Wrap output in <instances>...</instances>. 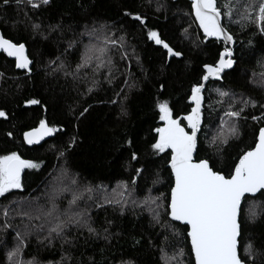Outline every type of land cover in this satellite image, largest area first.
I'll list each match as a JSON object with an SVG mask.
<instances>
[{"label":"trees","instance_id":"trees-1","mask_svg":"<svg viewBox=\"0 0 264 264\" xmlns=\"http://www.w3.org/2000/svg\"><path fill=\"white\" fill-rule=\"evenodd\" d=\"M191 4L192 0H51L32 9L12 0L10 5L0 6V32L7 39L24 43L32 60V72L27 73L0 52V110L7 114V118L0 117V156L16 152L39 164L22 177L23 190L0 197V264H11L8 253L17 246L16 233L26 231L25 224L38 226L43 222L29 221L11 210L21 201L34 202L37 197L42 200L38 203L47 207L43 193L62 171L77 180L75 187L84 197L77 205L88 209L96 233L72 228L65 233L72 241L69 245L55 234L51 243L44 239L48 225L43 231L31 227L20 254L25 264H166L164 255L175 257L171 264L177 259L180 264H195L188 226L166 214L174 184L169 168L171 150L157 153L151 147L159 139L155 129L164 126L158 103L166 101L174 118L186 126L183 117L193 107L191 88L202 83L204 65H215L225 48L222 40L205 37ZM126 12L140 14L145 23ZM233 19H239V14ZM223 23L235 40V66L203 92L199 146L206 147L216 169L228 175L231 166L238 163V154L255 146L258 130L264 127V109L260 107L264 105V34L250 22L244 29L226 17ZM34 24L40 27L34 29ZM101 26L113 38L123 36L127 58L122 59L120 51L110 52L111 77L107 66L94 72V64L81 68L75 78L65 75L76 70L89 44V37L81 33ZM150 31H156L182 56H168L163 45L149 38ZM216 89L234 96L221 97ZM32 99L40 103L29 104ZM242 99L254 101L256 106L244 108L242 115L247 118L238 121L239 138H230L223 151L216 153L208 142L219 127L220 116L230 105L240 108ZM121 105L126 115L121 113ZM85 108L88 111L80 115ZM41 120L55 126L57 132L42 145L29 147L23 134L38 128ZM132 152L137 160H131ZM138 168L143 169L139 176L135 172ZM122 183L131 191L123 210L102 200L103 206L96 207L98 194L93 192V199H88L89 194L83 191L85 185H102L111 194ZM149 196L160 198L161 206L144 204ZM70 199L72 192H65L57 205L67 209ZM241 209L240 254L244 255L245 241L264 249V196L246 197ZM249 209L256 210L253 219H245ZM4 210H9L7 218ZM153 210L160 213V223L153 220ZM5 223L9 226L4 227ZM181 251L183 255H179Z\"/></svg>","mask_w":264,"mask_h":264},{"label":"snow or ice","instance_id":"snow-or-ice-1","mask_svg":"<svg viewBox=\"0 0 264 264\" xmlns=\"http://www.w3.org/2000/svg\"><path fill=\"white\" fill-rule=\"evenodd\" d=\"M14 2L17 5L23 4L32 9H37L41 5H48L51 0H14ZM10 3L12 0H0V6H7ZM191 7L205 37H214L216 40H223L225 43H235L233 35L229 33L223 23L225 17L229 22L239 24L241 29L246 28L249 22L257 25L260 33L264 34V0H243V3L241 0H192ZM241 8L243 9L242 12L240 11ZM236 14H239V19H233ZM125 15L132 16L141 24L145 23L146 18L140 14L126 12ZM39 27L38 24L33 25L34 29ZM81 35L89 37V44L85 46V51L81 55V62L77 64L76 70L72 73L65 72V75H72L75 78L81 68L92 67L94 64V72L107 66L109 77H111L113 65L110 52L113 50L120 51L121 58H127L123 36L113 38L105 31L104 26L85 31ZM148 35L157 45H163L167 49L168 56H182L181 52L174 51L161 40L156 31H150ZM69 47H72L71 42ZM0 52L6 54L7 57L14 58L17 69L25 70L27 73L32 72L30 67L32 60L26 54L24 43L14 42L0 33ZM232 56V50L225 47L224 51L219 54V60L215 65H204L205 71L201 80L208 81L210 77L217 80L221 79L224 70L233 68L235 64ZM59 67L63 68L64 65L61 64ZM2 75L0 73V76ZM204 89V83H197L191 88L190 99L194 106L190 113L183 117V120L187 121L186 126H182L180 118H174L172 109L166 101L158 103L159 119L164 122V126L155 129L159 134V139L151 147L157 153L171 150L169 164L174 176V185L170 189L166 214L171 220L180 221L189 226L187 236L190 238L195 264H258V257L260 258L259 264H264V249H256L250 241H245L242 245L244 255L238 251V247L241 246L238 245V237L243 240L241 235L242 199L245 194L255 195L258 192L264 196V127L258 130L255 146L242 150L237 156L238 163H234L231 166L232 170L228 175H225L221 170L216 169L212 156L207 155L208 149L199 146L198 132L202 122ZM88 91L91 92L92 89L89 88ZM216 91L221 97L234 96L228 91L220 89H216ZM28 103L35 105L39 104L40 101L32 99ZM240 103L242 105L240 108L229 106V110L224 113L229 118L228 121L222 122L221 131L208 142L209 146L214 147L216 153L223 151L222 146L227 145L230 138H239L238 121L247 118L242 115L244 108L250 104L253 107L256 106L255 102L251 100L242 99ZM260 107L264 109V105H260ZM87 111L88 109L85 108L80 115ZM121 113L126 115L123 105H121ZM0 117L7 118V114L0 110ZM252 119L255 120L257 117L253 116ZM224 124H227L226 130ZM55 132H57L55 126H49L46 121L41 120L39 127L25 132L23 138L27 144L32 145ZM8 135L11 136L12 134L8 133ZM128 143L131 145V141ZM201 152L205 155L201 156ZM63 154V152L60 153V155ZM137 159L136 152H132L131 160ZM38 167V163L23 159L16 152L0 156V197L7 198V194L13 190H23V171ZM142 171V168L135 169L137 176ZM132 182L135 183V180ZM76 185L75 177L69 176L66 171H62L61 175L55 177L51 186L43 193L46 197L47 207L29 200L26 202L27 207H24V202H21L16 209L11 210L18 216L27 217L29 221L32 219L43 221L38 226L25 224L26 231L16 233L17 246L8 253L11 264H25L20 259V254L26 246V236L31 234L29 230L31 227H37L38 230L43 231L45 225H48V232L44 239L51 243L54 238L53 234H55V237L62 238L64 243L69 245L72 244V241L67 238L65 233L72 228L87 229L89 234L96 233L88 209H80L77 205V201L84 197L83 193L75 187ZM119 187L128 191L126 184ZM83 191L89 194L88 199H93V192L98 194L96 207H102L103 204L118 205L123 210L128 203L123 192L119 196L111 195L102 185L95 186V188L85 185ZM65 192H72V199L69 201L68 208L61 210L57 205V200ZM159 199L149 196L143 203L149 206L155 204L159 208L161 206L158 204ZM36 200L38 201L39 197ZM100 200L103 201V204L100 203ZM132 202L135 203V201ZM3 215L7 218L9 210H4ZM254 217L255 213L249 209L245 219H253ZM153 220L160 223V213L156 210H153ZM8 226L7 223L4 224V227ZM105 231L107 230L105 229ZM179 255H183L182 251ZM163 258L166 264H171V260L175 257L170 258L164 255ZM121 264H133V262L122 261ZM176 264H180L178 259Z\"/></svg>","mask_w":264,"mask_h":264},{"label":"water","instance_id":"water-1","mask_svg":"<svg viewBox=\"0 0 264 264\" xmlns=\"http://www.w3.org/2000/svg\"><path fill=\"white\" fill-rule=\"evenodd\" d=\"M194 15H195V13H194ZM0 33H1V32H0ZM222 41H223V40H222ZM223 42H224V41H223ZM224 45H225V47H228V48H230V49L232 50V53H233L232 59L234 60V46H235V43H225V42H224ZM26 54H27V49H26ZM27 55H28V54H27ZM9 58L14 60V58H12V57H9ZM234 61H235V60H234ZM234 66H235V64H234ZM234 66H233V68H234ZM233 68L225 69L224 72L221 74V77H222V78L219 79V80L210 77L208 81H202V83L205 84V88H206L207 85H208L210 82L221 81V80L223 79V76L225 75V73L228 72V71H230V70H232ZM204 71H205V69H204ZM204 90H205V89H204ZM191 103H192V101H191ZM192 104H193V103H192ZM193 106H194V105H193ZM202 107H203V105H202ZM185 123L187 124V121H186V120H185ZM201 126H202V122H201ZM188 130L190 131V129H188ZM31 131H32V130H31ZM28 132H29V131H28ZM200 133H201V129H200V131L198 132V137H199ZM54 135H55V133H54L53 135H51V136L44 137V138H43L42 140H40L38 143H35V144H32V145H29V144H27L26 142H25V143H26V145L29 146V147L40 146V145H42L43 143L49 141L51 138H53ZM169 168H170V164H169ZM170 169H171V168H170ZM26 171H27V169H25V170L23 171V173H22V177L25 175ZM173 185H174V184H173ZM258 194H259V192L256 193L255 195H252V194H245V197L242 199L241 208H242V205H243V203H244V199H245L246 197H248V196H250V197H255V196L258 195ZM175 222H178V223H180V224H182V225H185L183 222H180V221H175ZM186 226H187V225H186ZM188 228H189V226H188ZM189 239H190V238H189ZM239 241H240V237H238V245H240ZM190 244H191V242H190ZM238 251H239V247H238ZM193 256H194V253H193ZM194 260H195V256H194Z\"/></svg>","mask_w":264,"mask_h":264},{"label":"rangeland","instance_id":"rangeland-1","mask_svg":"<svg viewBox=\"0 0 264 264\" xmlns=\"http://www.w3.org/2000/svg\"><path fill=\"white\" fill-rule=\"evenodd\" d=\"M236 24V23H235ZM88 37V36H87ZM221 118H220V120H219V127L217 128V130H215L213 133H212V138L214 137V136H216V135H218V133L221 131V125H222V122H224V121H228V117H226L224 114L223 115H221L220 116ZM226 128H227V124H224V129L226 130ZM219 142V141H218ZM122 184H124V183H122ZM122 184H120V185H122ZM120 185H116L115 187H114V189L112 190V191H110V193L112 194V195H116V196H119V192H123V196H124V198L126 199H128L129 198V196H130V190H128V191H124L122 188H120L119 186ZM119 188H120V190H119ZM119 190V191H118ZM116 192V193H115ZM42 199H44V196L42 197ZM71 200V199H70ZM28 200H23V201H21V202H24V207H27V204H26V202H27ZM39 201L40 202H42V200L40 199V197H39ZM21 202L19 203V205L21 204ZM34 203H38V201L37 200H35L34 199ZM253 203H257V202H255V201H253ZM252 203V204H253ZM263 203V202H262ZM80 208V207H79ZM160 211H162V209L160 210ZM252 212H254L255 214H256V210L254 211H252ZM247 213H248V210H247ZM40 224H41V221H40Z\"/></svg>","mask_w":264,"mask_h":264}]
</instances>
